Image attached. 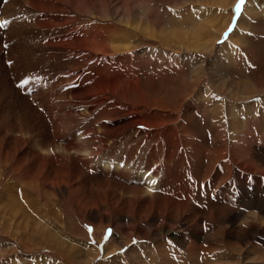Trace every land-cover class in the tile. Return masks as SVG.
Here are the masks:
<instances>
[{"label": "bare ground", "instance_id": "1", "mask_svg": "<svg viewBox=\"0 0 264 264\" xmlns=\"http://www.w3.org/2000/svg\"><path fill=\"white\" fill-rule=\"evenodd\" d=\"M228 1L198 0L202 8L210 3L220 6L200 11L202 19L196 21L189 11L194 4L188 0L174 3L169 20L159 19L152 9L157 0H0V23L9 22L0 27V89L10 99L4 85H17L23 79L63 87V98L53 110L49 108L56 130L47 133L6 120L10 100L0 94V188L14 194L19 185L11 183L21 179L17 180L24 188L20 199L25 201L21 207L14 200L19 220L0 213V229L12 234L14 240L7 238L23 257L19 258L22 263L28 258L30 264H41L33 254H26L41 243L55 247L59 254L50 256L63 255L64 264L79 261V243L84 240L67 233L73 228L64 218L70 205L82 221L102 222L92 233L101 236L104 231L102 239L106 230L108 237L116 234L111 229L120 219L126 235L139 238L130 248L134 264H264V84L254 83L246 71L235 76L222 64L196 65L185 72L170 62L130 59L132 48L143 39L166 50L174 44L186 53L212 48L215 42L203 41L210 26L193 27L217 19L224 28L230 19L226 22L223 12L213 18L211 13L216 8L221 13ZM161 21L169 29H161ZM218 32L214 41L221 35ZM4 43L7 46L2 49ZM46 53L59 63L50 69L56 78L46 67H36L50 62ZM28 66L41 69L42 75L36 76ZM164 71H170L172 79L155 85L164 79L157 78ZM163 83L171 84V96L157 95V84ZM41 94L43 98L45 93ZM107 109L110 114L104 120L101 112ZM199 119L208 126L202 135L192 130L198 128L193 123ZM225 122L227 132L225 125L218 126ZM258 124L262 127L256 130ZM130 133L143 140L128 138ZM34 135L39 143H33L40 151L31 145ZM46 140L50 143H42ZM118 145L131 150L122 155ZM143 149H148L146 155ZM232 195L248 198L233 199ZM49 199L53 205L49 229L40 221L36 223L43 229L20 226L27 217L51 212L45 202ZM229 201L232 204L223 206ZM211 206L215 209L208 213ZM59 211L63 228L55 226ZM94 251L93 258L98 254L95 247Z\"/></svg>", "mask_w": 264, "mask_h": 264}, {"label": "rangeland", "instance_id": "2", "mask_svg": "<svg viewBox=\"0 0 264 264\" xmlns=\"http://www.w3.org/2000/svg\"><path fill=\"white\" fill-rule=\"evenodd\" d=\"M179 1L180 0H157L156 3L152 4V9H154V11L156 13H158L159 19L161 17H164V18H167L169 20V17H171L173 15L172 14L173 11L171 9ZM197 1L198 0H188L189 4H192V5L194 4L193 5L194 7L190 8L191 10H189V11L194 13L196 21L202 19L199 16L200 11L203 12V10L207 9L209 6H213V7L220 6V5L210 3V4H207L205 7L202 8V7H200V5L198 4ZM210 1H213V0H210ZM238 3H239V0H229L226 6H222L223 10L221 11V13H220V9H217V8L214 9V11L212 10V13H211V17L213 14H214L213 16L217 17V15L222 14V12H223V19H226V22H227V18H229L230 22H231L232 16L235 13H237L238 18L236 19V23H235L234 27L231 29V31H229V28H230L229 20L226 23L224 28H223L224 23L222 22L221 24H218V22L220 20H217V19H213L212 23L210 21L209 23L201 24V26L193 27V30H198V29L202 30V28L204 29V27L206 28L207 26H210L209 28L207 27V30L209 29V34L206 35V37H205L206 39L207 38L208 39L206 40L205 38H203L204 39L203 40L201 37H199V43H200V45H202L203 41H204V43L207 41L206 42L207 44H211V42H215L214 45L211 46L212 48L206 47V49H205V47L204 48L201 47V48L195 49V50L191 49L186 53V51L183 50L182 47L177 48L178 46L174 45V44L170 45V49L166 50V49H162V48L158 47L156 45L157 43H155V41L151 42V41H148L147 39H145V40L143 39L142 42H140L137 46L132 48L131 54L134 55V57H131L130 59L131 60L136 59V61H137V60H143L145 58H150V60L154 59V60L161 62L163 64L170 62V63H173L174 65L182 66V68L184 69L185 72L186 71L188 72V70H190L191 68L201 66V65H203L205 67H213L214 68V67L222 64V65H224V67L222 66V68H225V67L230 68L231 69L230 71L235 73L234 74L235 76H237L236 74H239V73L242 74L246 71L254 83L264 84V0H244L243 4L239 5V8L237 7L234 9V7ZM157 5H158V7H157ZM246 8H247V10H246ZM231 12H232V14H231ZM170 13H171V15H170ZM161 20H162V18H161ZM161 22L162 23H160V26H159L161 29H165V30L169 29L168 25H164L165 24L164 21H161ZM165 26H166V28H165ZM214 30H216V31H214ZM217 31H219L218 33L219 34L221 33V35L220 36L218 35L219 37L217 38L216 41H214L213 38H214V36H217ZM132 40L134 41V43L136 42L135 41L136 39L134 40L132 38ZM201 40H203V41H201ZM140 41H141V39H140ZM6 46H7L6 43L2 44V49L6 48ZM147 51L148 52L150 51V56L147 53ZM36 53L39 55L41 54L40 55L41 57L44 56V53L39 51V50L36 51ZM46 57L49 58L50 62H48L47 65L46 64H40L36 67L42 68V69L46 67L49 70L48 74L50 76L56 78L57 75H55V73H53L50 69L52 68L53 63L55 66H58L59 63L53 61V59H52L53 55L46 53ZM2 60H3V58H2ZM22 63L24 65L27 64V62H24L23 58H22ZM0 65H2L1 60H0ZM27 68L28 69L32 68L34 73H36L35 74L36 76L42 75V74H39L41 69L38 70L37 68L32 67V66H28ZM34 68L36 69V71L38 73L35 71ZM1 75H2V73L0 70V79H1ZM117 75L115 74L114 77H116ZM157 78H164V79L156 81V82H154V80L152 79V82H154L155 85L158 82L160 83L161 81L172 79L170 77V71H164V74L161 76H158ZM240 79H247V78H240ZM241 81H243V80H241ZM31 83H32V81H29L28 86L27 85L24 86L27 89L26 91H24L25 90L24 87H23V90H21V87L17 86L18 84L13 85L12 83L11 84L8 83V84L4 85L6 88L5 91L7 92V94L11 93L10 99L5 95V93H3L4 91L1 90L2 87L0 86V88H1L0 94H3L4 96H6L10 100V101H7V103L9 102L8 103V110H7V111H9V113L7 112L8 115H6V118H7L6 120L19 121L25 125H29L33 129H35V127H36V130L38 129L40 131V133H47V131L48 132H50V131L55 132L54 130H56V127H55L53 121H51V120H53V118L51 117L52 113L50 111L53 110L57 106L58 101H60L59 99L63 98V87L58 85V84H48V83L38 84V83H35V85H34V83H32V84ZM179 83H181L180 80H177V82H175V84H177V85ZM0 85H1V81H0ZM157 85H160V87L158 88L157 95L161 94V95L171 96L172 93L170 91L172 90L171 89L172 87H171L170 83H163V84H157ZM2 86H3V84H2ZM49 87L52 89H50ZM28 88H30V89L32 88V89L29 91ZM13 89L15 92H13ZM41 89H42V91H41ZM45 89L47 91H45ZM50 90H51V92H50ZM41 92L43 94L45 93L43 95V98H42ZM48 92H49V94H48ZM38 93H40V94H38ZM27 94H28V96H27ZM36 95H38V97L39 96H41V97L38 98V97H36ZM44 97H46V99ZM53 98H55V99H53ZM48 99H50V100H48ZM40 101L41 102L44 101L43 104L40 103ZM40 104H42V106H40ZM53 104H54V106H53ZM43 105H45V106H43ZM43 107L44 108L46 107L47 109L43 110ZM41 108H42V111H41ZM47 110L50 113H48ZM18 111H20V112H18ZM44 111H46V112L44 113ZM37 112L38 113L40 112V113L38 114ZM22 113H24V114H22ZM108 114H110V111L108 109L101 112V115H102L104 120L108 119V117H109ZM49 115H51V116H49ZM20 117L22 119H20ZM200 119H199V121L193 123L194 125H197L198 128L193 127L192 130H193V132H200V134L202 135L203 133H205L208 126H206L207 124L204 125L203 119L202 120H200ZM106 122H108V121H106ZM209 122L212 123L211 121H209ZM201 123H203V124H201ZM220 125H225L224 126L225 128H223L225 132H227L229 130V125H227L226 122H225V124L224 123H218V126H220ZM261 127H262V124H258L256 126V130L260 129ZM136 128L139 129L138 126H136ZM172 128H175V127H170L171 130H172ZM250 131L253 132L252 130H250ZM36 135H34L35 139L33 136L30 138L33 141H31V140L30 141H31V145L34 146V148L36 147L37 150L40 151L38 149V147L36 146V144L34 145V143H33L34 141H35V143H37V145L39 143L38 142L39 138L37 139ZM251 135H254V134L251 133ZM129 136H128V138H131V139L143 140V136L140 138H136L135 137L136 135L133 136V133H130ZM67 137H68V139H70V136L67 135ZM250 137H251L250 135L246 137V140H245L246 145H248L247 139ZM42 143L46 144V143H50V141L46 140V141H43ZM56 143L60 144V141H58ZM127 146L121 147L118 145L119 149H117V152H119L122 155L128 154L131 149H130V146H128V147ZM112 148L116 150V148H114V147H112ZM144 150L145 149H143L142 151L146 155L148 149L145 151ZM126 151H127V153H126ZM247 157L248 156H245V157H242L241 159H243V158L245 159ZM136 158L144 159L141 156H136ZM181 164H180V166H181ZM8 169H10V166H7V170ZM8 172H9V170H8ZM246 173H249V172H246ZM17 180L20 181L21 179H17ZM17 180H15L16 182L11 183L12 187H14L16 184L19 185V188H17V192H15L13 194L12 192H9L8 190H6L10 193V195L12 196L13 199L10 197V195H8L9 193H5V192L1 191V188H0V213L5 214L6 217H13V218H17V220H19L18 219L19 212H16V209H18L17 208L18 206L23 207V205L25 204L24 203L25 201L23 199L22 200L20 199L21 197H20L19 192L21 189H24V188L22 187V185L19 184V182H17ZM262 182H264V177L262 178ZM0 186H1V183H0ZM233 197H234L233 199H239L240 197L246 198V199L248 198V196H245V195L233 196ZM31 199H32V202L37 203L36 200H34V198H31ZM14 200H17V202L19 204L18 206H16V202ZM45 202L49 205L48 206L49 208H47V209L51 210V212H49V211L45 212L46 214H44L42 217H38V218L32 216L33 218L32 217L31 218H32L33 224L35 226H33V224L29 225L30 221H31V218H29V217H27V219L25 218L26 223H23V221H21L20 226L25 227L26 229L29 230V229L36 227V225H37L36 222H38V223H40V222L44 223L45 222V225L44 224H41V225H43L45 229H49L50 225H51V224H49L50 217H51V215H53L52 214L53 209H50V208L53 207V205L50 204V199L48 202L45 200ZM205 202H207V204L209 203L207 199L205 200ZM21 203H22V205H21ZM230 204H232L231 201H229V203H227V204H223V206L224 205L227 206ZM205 206H206V204H204V207ZM214 206L216 208L221 207L218 205H214ZM214 206H211L208 208V210H209L208 213H211L215 209ZM210 208H211V210H210ZM66 211H65V213H67V214H65L64 218L66 219V221L68 222L69 225H71V224L73 225L72 229H68V231L70 233L69 232H67V233L71 236V238L75 237L74 239L77 241L82 240V239L84 240V242L79 243L80 245H82L80 253H79L80 257H78L79 261H68L69 264H83V263L86 264L89 262H91L93 264H129V263L134 264L133 259H132L131 254H130V248L132 247V245L134 246V243L139 242V238H137V240H138L137 241L136 237L134 240V239H131L129 234L126 235V233H128V232L123 230V222H121L120 219H118L119 221H118L117 227H114V229L112 227V229H111L112 233L115 231L116 234L113 237L111 235H110V237H108L109 236L108 235L109 230H106L105 233L107 235H105V238L102 239V234H104V231L101 234V236H98L96 234L95 235L92 234L94 231L97 232V229L100 228L101 223H102L101 221L96 222V221L91 220V219H88L86 221H82L83 219L79 218L78 215L76 216L75 212L73 213L74 210L70 205L66 208ZM59 212L61 214H59V216L56 217L55 222H57V223H55V226L61 225L63 228V212H61V211H59ZM22 220H24V218ZM47 221H48V224H47ZM15 223H17V222H15ZM46 224L48 226H46ZM37 226H39V225H37ZM40 228H42V227H40ZM0 231H1V229H0ZM1 232L3 233V231H1ZM1 232H0V264H30L31 261L28 258H27V261L26 262L24 261L23 263L21 262L22 260H19V258L23 259V257L21 256V254L15 253L17 248H16V246L12 245V242H10L8 239V238H11L10 240H14V238L12 237V234L11 235L8 233L1 234ZM208 235H212V234L209 232ZM1 236H3V237H1ZM5 237H6V239H4ZM17 237L15 239H18ZM111 237H112V239L110 241L109 238H111ZM1 238H3L4 240L2 241ZM118 238L121 240H119ZM6 241H7V243H6ZM119 241H122L123 243H121ZM141 241H142V239H141ZM105 245H107V246H105ZM63 246H65V245H63ZM94 247L98 250V254L95 258H93L94 253H95ZM67 250L68 249L63 250V253L66 252ZM106 250H108V251H106ZM36 252H38V254ZM49 253H56V255L59 254L58 250L55 247L50 246V245L48 246V245L42 244V243L41 244H35L33 247L29 248V251L26 252V254H33L35 262L37 261L41 264H57V263L58 264H64L63 263V255L59 256V258H58L59 261H58L56 256L52 257V256H50ZM151 254L153 255L152 252H151ZM139 255H140V253H139ZM140 257L144 260V258L141 255H140ZM144 257H145V255H144ZM144 263H145V261H144Z\"/></svg>", "mask_w": 264, "mask_h": 264}, {"label": "snow or ice", "instance_id": "3", "mask_svg": "<svg viewBox=\"0 0 264 264\" xmlns=\"http://www.w3.org/2000/svg\"><path fill=\"white\" fill-rule=\"evenodd\" d=\"M244 0H239V3H238V8H239V5L243 4ZM9 22L8 21H4L3 23H0V27H4L8 24ZM229 31H231V27L229 28ZM10 63V62H9ZM29 84V80L28 79H23L19 82V84L17 85L18 87H23L25 85H28ZM152 183H155V181H152Z\"/></svg>", "mask_w": 264, "mask_h": 264}]
</instances>
